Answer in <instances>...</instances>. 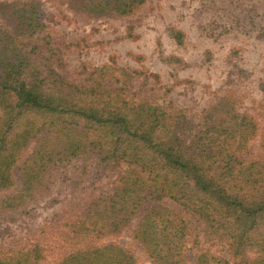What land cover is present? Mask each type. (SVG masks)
I'll return each mask as SVG.
<instances>
[{"label":"trees","instance_id":"trees-1","mask_svg":"<svg viewBox=\"0 0 264 264\" xmlns=\"http://www.w3.org/2000/svg\"><path fill=\"white\" fill-rule=\"evenodd\" d=\"M145 2L71 5L88 16H126ZM28 4L12 13L19 22L13 30L0 24V212L22 207L47 188L53 166L94 156L127 168L111 192L66 222L63 240L75 247L51 264H138L119 243L95 244L138 216L133 238L152 264H185V250L194 247L195 264H264V133L257 156L246 154L259 135L254 117L235 114L226 97L198 116L155 103L129 87L128 70L109 65L79 84L68 81L53 65L57 51L41 46L37 4ZM38 135L15 176L21 152ZM166 198L181 209L164 205ZM45 259V247L34 243L0 256V264Z\"/></svg>","mask_w":264,"mask_h":264},{"label":"rangeland","instance_id":"rangeland-1","mask_svg":"<svg viewBox=\"0 0 264 264\" xmlns=\"http://www.w3.org/2000/svg\"><path fill=\"white\" fill-rule=\"evenodd\" d=\"M31 2L37 4L44 24L38 33L41 46L57 51L53 65L68 81L84 82L92 70L104 65L123 68L133 75L129 87L139 96L186 108L195 116L230 98L235 114L247 113L259 124V135L246 153L249 158L257 156L264 133V0H146L126 16H88L75 10L71 0H0V24L13 30L19 22L12 13ZM40 136L21 152L15 176ZM126 168L94 156L53 166L47 188L22 207L0 212V256L40 243L46 257L42 264H51L74 248L75 242L63 240L66 222L111 192ZM18 188L17 182L12 191ZM162 203L181 209L169 198ZM153 204V200L145 203L140 212ZM139 219L95 244L119 243L133 251L138 264H152L133 238ZM196 253V247L187 248L185 264H195Z\"/></svg>","mask_w":264,"mask_h":264}]
</instances>
